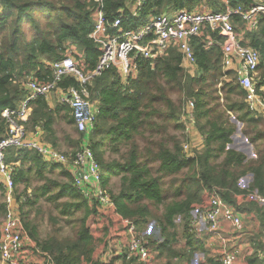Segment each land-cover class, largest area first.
<instances>
[{"label":"trees","instance_id":"1","mask_svg":"<svg viewBox=\"0 0 264 264\" xmlns=\"http://www.w3.org/2000/svg\"><path fill=\"white\" fill-rule=\"evenodd\" d=\"M135 3L136 0H102L101 7L108 21L122 9L121 28L135 30L161 14L179 11L220 14L227 9L247 10L254 1L142 0L139 6ZM94 6V2L84 0H0V112L17 108L26 96L23 85L28 79L50 81L49 65L61 60L71 46L81 55L85 69H94L100 54L89 38L95 27ZM232 22L243 43L259 54L256 91L264 98V15L258 16L256 28L251 31L243 28L238 16H233ZM205 32L219 40L210 29ZM189 44L195 60L192 74L183 67L177 48L170 46L156 61L138 56L137 75L126 83L114 69H108L87 86L89 101H95L97 106L95 125L89 133H77V140H71L77 147L69 158L83 144L87 145L100 167L101 186L110 195L112 205L105 210L89 205L76 192L70 174L61 166L56 167L65 179L62 183L36 173L44 183L27 203L33 206L41 197L59 209L60 215L69 220L70 236L59 235L58 221L54 219L51 233L39 241L34 227L21 213L20 218L29 237L53 264H132L125 259L124 251L100 259L102 248L114 251L115 240L120 235L121 240L125 239L119 217L135 223L159 264H202L196 261L198 256L205 259L203 264H219L206 260L199 233L191 225L204 213L205 191L212 188L218 190L224 204L242 216L258 217L263 226L264 207L254 195L264 198V116L247 110L245 93L235 77L231 72H222L218 47L205 50L200 37L191 38ZM225 75L229 82L222 81ZM58 86L65 90L77 87V82L67 77ZM172 95L178 96L177 103ZM190 99L194 102L195 128L203 139V147L187 158L182 151L183 141L174 133L184 132L185 127L179 122L180 107ZM33 104L34 125L42 122L46 130L55 117L74 127L67 105L50 110L44 97ZM236 121L242 124L241 132L252 145L254 158H248L245 147L233 138ZM5 130L0 115V139ZM106 153L114 157L105 159ZM5 160L20 166L14 171L15 185L25 182L21 168L26 162L42 167L44 164L36 153L28 150L10 149ZM112 176H120L117 193L107 189ZM63 197L68 200L59 202ZM4 212L1 204L0 214L3 216ZM177 217L182 221L178 241ZM148 223H152L149 231L144 228ZM254 243V252L246 263L264 264V242Z\"/></svg>","mask_w":264,"mask_h":264},{"label":"built area","instance_id":"2","mask_svg":"<svg viewBox=\"0 0 264 264\" xmlns=\"http://www.w3.org/2000/svg\"><path fill=\"white\" fill-rule=\"evenodd\" d=\"M94 2L92 16L95 27L89 38L98 46L100 54L94 69L87 71L81 68L73 52H68L61 60L49 65L52 73L50 81L28 79L24 83L27 91L25 100L15 109H2L0 115L5 121V136L0 139V194L4 205V215L0 221V262L2 264H53L47 254L40 250L37 243L31 239L23 228L20 213L15 207V189L13 183L14 165L6 163V152L13 150H28L37 154L44 162L61 166L67 171L73 181V187L89 205H96L105 210L112 205L110 195L101 186L100 167L93 153L83 144L72 158L55 148L31 136L23 125L24 117L30 105L39 97H47L50 93L60 90L59 103L67 105L71 110L74 127L77 133H89L95 125V110L89 101L87 86L92 79L108 69H114L126 83L128 78L137 75L136 58L156 61L162 57L168 47L175 46L182 55L183 67L189 74L195 68L193 51L189 44L191 38L200 37L203 48L209 50L218 47L222 54L223 74L231 72L237 84L245 93L247 110L255 115L264 116V98L256 91L257 70L260 64L257 51L243 43L242 35L235 29L233 16L243 21V28L251 31L256 28L257 18L264 15V0H253L254 4L247 10L227 9L226 12L215 14L211 12L189 13L179 11L161 14L151 18L149 23L135 30L121 28L124 11H118L111 21L104 16L102 0H84ZM142 0H136L139 6ZM133 10V7H132ZM206 28L215 32L219 40L207 35ZM242 29V31H245ZM73 77L77 87L59 88L62 79ZM226 81V75L222 81ZM262 90V89H261ZM180 123L184 125L185 138L189 126H195L194 102L187 100L180 107ZM187 140V138H186ZM198 151L199 148H196ZM186 157H193V149L188 142L182 145ZM207 205L200 216L207 234L220 247L219 264H237L236 253L227 250L229 243L221 235L224 224L232 231L243 229L242 215L227 206L220 198L217 189L206 190ZM260 206L264 207V198L254 195ZM199 219V220H200ZM199 220L192 222L197 232ZM124 240L114 244V251L108 247L100 250V259H109L121 255L132 264H156L154 254L148 242L135 223L126 218H118ZM254 246V245H253ZM252 246V248H253Z\"/></svg>","mask_w":264,"mask_h":264},{"label":"crops","instance_id":"3","mask_svg":"<svg viewBox=\"0 0 264 264\" xmlns=\"http://www.w3.org/2000/svg\"><path fill=\"white\" fill-rule=\"evenodd\" d=\"M240 38H241V34H240ZM70 50L73 52V55L75 56V59L77 60L78 65L81 68L85 69V67L81 61V55L75 50V47L71 46ZM85 70H87V69H85ZM258 80H259V77L257 75L256 83L258 82ZM23 89L25 90V92L27 94V91H26L24 85H23ZM60 93H61L60 90H57V91L50 93L47 97H44V100L46 102L48 109L54 110L55 107L61 106V104L59 103ZM25 98H26V96H25ZM25 98L18 104V106L25 100ZM91 102H92L91 104H92V106L96 112V110H97L96 102L95 101H91ZM33 103L30 105V107H29V109H28V111L24 117V121L22 122L24 127L26 128V130L29 132V134L31 136H35L36 138L41 140L43 143L55 148L56 150H58L60 152L65 153L66 155L69 156V154L72 153L76 149L77 144L74 141H71V140L69 141V137L65 136V134L63 133V131L61 130V128L58 125V124H60V120H58L55 117L53 118V121L49 124V127L46 130L43 129L42 122H40L37 125H34L33 120L31 119V114H32L33 107H36V106ZM5 132H6V130H5ZM198 136H200V134L198 133L195 126H189V128L187 130V137L186 138L190 142V144H192L193 146H197L199 144L198 143V141H199ZM46 139H48V141H50V142L46 141ZM64 140H66L67 142H65ZM61 141H63V143ZM202 147H203V144H202V142H200V145H198V147H196V148H199V150H200V149H202ZM251 156H252V158H254L255 155L252 153ZM42 162H44V161H42ZM13 165H14L15 171L17 172L18 168L20 167L19 164L13 163ZM21 169L24 172L25 182L20 183V184H16V185L14 184V189H15L14 192H15V200H16L15 207H16L17 211H20L19 210L20 205L24 201V198L17 195V192H18L17 188L20 187L19 190H20L21 195H27V194L29 195L30 194L29 197L31 198L35 194V191L39 190L41 188V186L43 185L44 180L40 179L39 176L36 175V173L41 174L46 179H50V180H53V181H56L59 183H62L61 181H63V178L61 176L62 172H61L60 168L59 167L57 168L56 165L54 166V164L44 162L43 167H42V166H38L34 163L26 162ZM119 179H120V176H112L109 180V183H111L113 181L114 184H116V186L112 190L113 193H117L119 191V185H120ZM32 181L38 182L39 185L37 187H33L31 184ZM115 181H117V183ZM2 217L3 216L0 217L1 220H2ZM250 218H252L254 221L253 225H254V230H256V231H254L255 233L254 232L251 233V235L254 236L255 238H254V240H250V242H252V244L248 248H247V244H246L245 248L243 247L244 242L241 240V235L239 236V234L243 231L238 232V233L234 232L226 224H224L222 226V229H221V235L223 237H225L229 243L227 250L229 252L236 253V255H237V264H247L246 258L254 252V250L252 248V246L255 245L254 242H256L257 240L264 242V233L261 234V231L263 232V230H264V224H263V226H261V223H260L258 217H256V216H251ZM243 228H244V226H243ZM244 230H245V228H244ZM204 232H205L204 234L206 236V239L203 238V234L201 236H198V237H199V239L203 245V248L205 250L206 260L211 259L212 261H215L218 263V258L221 255L220 247L216 244V242H214L210 239V236H209V234H207L206 229ZM244 234H245V232H244ZM119 238L120 239L117 238L115 240L114 244H116L117 241H122L121 235L119 236ZM204 262H205V259H203V256H201V263L203 264ZM0 264H2V263L0 262Z\"/></svg>","mask_w":264,"mask_h":264},{"label":"rangeland","instance_id":"4","mask_svg":"<svg viewBox=\"0 0 264 264\" xmlns=\"http://www.w3.org/2000/svg\"><path fill=\"white\" fill-rule=\"evenodd\" d=\"M230 80H228V78L226 79V82H229ZM263 90V89H262ZM173 100L177 103L178 100V96L177 95H172ZM92 103V102H91ZM233 115V114H232ZM232 120L234 115L232 116ZM59 127L61 128V130L63 131V133L65 134L66 137H69V140H77L78 138V134L75 131L73 125H71L70 123L66 122V121H60V124H58ZM235 126L237 127V130L235 131L233 138H237L236 140H239V145H243L245 147L246 150V154L248 156V158H252V153L254 154V150L252 145L248 144L246 137L242 134L241 130H242V124L239 122H235ZM170 134H172L170 132ZM177 137L180 138L181 141H183V143L186 141L189 143L190 147L193 149V154L196 150V147H198V145H200V142H202L203 144V139L201 136H198V145L197 146H193L192 144H190V142L188 140H186L184 138V134H182L181 132H177L174 133ZM65 142H67L66 140H64ZM63 143V141H61ZM182 143V145H183ZM247 146V147H246ZM244 147H238V149L243 150ZM60 152V151H59ZM63 153V152H61ZM65 154V153H63ZM110 154L106 153L105 154V159H111L113 157L108 156ZM255 155V154H254ZM58 168V167H57ZM57 170V169H56ZM63 178V177H62ZM63 181H65V179L63 178ZM61 181V182H63ZM117 183V181H115ZM244 180L241 179L240 180V184L243 187ZM33 187H37L39 185L38 182L32 181L31 182ZM116 186V184H114V182L112 181L111 183H109V186L107 187V189L113 190L114 187ZM20 187L17 188L18 192L17 195L21 196L22 198H24V201L21 204V209L20 211H17L18 213L23 214V217L27 220V222L34 227V231L36 234V237L39 241H42L43 239H45L52 231V220L56 219L58 221V227H59V235L62 236H70V225H69V220L68 218H66V216H62L60 215L59 209H56L55 207H53L51 204L47 203L45 201L44 198H39L36 203L33 206H29V204L27 203L28 200L31 201V198L29 197L30 194L28 195H21L20 194ZM37 192V191H35ZM115 192V191H114ZM33 194V193H32ZM31 194V195H32ZM30 198V199H29ZM33 198V197H32ZM68 200V197H63L62 199L59 200V202H65ZM16 202V200H15ZM2 203V195L0 194V204ZM2 215L0 214V217ZM202 217H197L196 220H199ZM1 220V219H0ZM242 220H243V226L245 228L242 229L243 232H241L239 234V236L241 235V240L244 242V248L246 247L247 244V248L251 246L252 242H250V240H254V236L251 235V233H253L254 231V225H253V219L250 217H247V215L242 216ZM175 224L178 226L176 228L177 230V241L181 238V228L179 227L180 223L182 222L181 219H179V217H177L175 219ZM152 223H148L146 225H144V228L149 231L152 229ZM205 228H204V223L201 221V219L199 220V224H198V230L197 233H199V236H201L203 234V238L206 239L205 236ZM141 232V231H140ZM245 232V234H244ZM142 233V232H141ZM255 233V232H254ZM264 233L261 231V234ZM244 234V235H243ZM211 239V238H210ZM182 241L179 242V245H182ZM100 254V251H99ZM157 260V264H159V260L156 258ZM196 261H200L201 262V257L198 256L196 257Z\"/></svg>","mask_w":264,"mask_h":264}]
</instances>
